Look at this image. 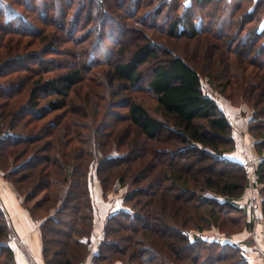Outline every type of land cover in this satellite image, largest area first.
<instances>
[{
    "label": "trees",
    "instance_id": "obj_1",
    "mask_svg": "<svg viewBox=\"0 0 264 264\" xmlns=\"http://www.w3.org/2000/svg\"><path fill=\"white\" fill-rule=\"evenodd\" d=\"M2 1L15 13L9 17L7 9L0 7V170L4 179L14 185L23 198L25 207L27 201L37 197L41 191L47 193L46 204L57 205L53 214L40 220L46 264L61 262L50 249L54 244L53 236L59 233L67 234L70 241L80 248V253L76 251L77 255L73 251L62 253V257L66 258L64 264H85L91 255L93 264H108V261L109 264H171L169 260L172 256L166 250L169 247L163 248L157 241L145 245L146 241L152 243L151 236L156 231L135 209L121 210L108 217L98 252L92 254L96 220L91 189L92 167L97 165V173L104 170L110 172L107 178H102L107 190V183L111 180L125 183L132 172V165L140 161L138 157L135 159L133 150L113 155V137H109L111 133L115 134L117 124L109 134H100L98 147L106 155L99 162L96 158L92 160L95 155L92 133L85 122L81 125V122L69 117L68 125H63L62 120L67 118L72 100H80L78 84L84 80L86 72L98 65L107 68L97 72L103 79L105 98L109 86L116 83L123 91L133 92L145 82L162 114L161 117L154 115L130 93L122 103L127 113L116 116L119 118L116 122H121L120 119L127 122L145 138L147 144H171L173 149L158 150L157 154H187L189 160L182 165L180 162L169 164L159 184L167 181L174 190L178 187L182 195L190 197L198 192V204H206L212 209L209 215L199 214L200 221L209 220L217 207L225 213L239 212L248 217L245 208L239 204L250 183L246 164L226 156L229 150L236 148L231 120L219 103L205 92L202 74L189 57L162 43L176 39L200 40L205 35H212L213 30L207 27L206 21L212 14L198 12L197 8L225 5L229 9V17L227 26H220L218 39L226 43L231 51L240 44L237 50L239 63L246 64V60L258 63L263 83L257 80L250 83V87L261 86L264 90V0ZM116 15L123 20L122 25L134 23L142 28L130 29L127 26L128 29L122 32L125 39L109 37L108 33H113L115 26L120 25ZM250 24H253L250 32L240 38ZM105 35L110 39L108 45L102 44ZM27 38L30 40L25 42ZM40 44L44 46L40 51L22 52L26 47ZM69 44L74 59L65 68L66 71L58 73L65 70L64 65L48 56L55 51L56 56H63V46ZM56 46L60 48L56 49ZM144 66L149 68L147 72ZM94 91L98 93L96 89ZM51 116L50 121H44ZM257 121L255 114L252 125H256ZM84 137L89 138L90 143H84ZM73 142L82 144L70 149ZM83 144L86 145L84 151ZM262 145L260 153L264 150ZM88 146L91 149H87ZM74 150H79L80 154L72 153ZM147 154L150 158L154 155ZM72 155L74 161H70ZM149 160H146L140 176L147 171L145 168L150 164ZM70 164L73 165L72 173L69 171ZM195 166L197 170L193 171ZM257 175L258 182L264 183V160L257 169ZM57 177L70 184L62 199L51 191ZM33 179L34 186H29ZM191 179L198 189L189 186ZM22 184L31 188L24 193L20 188ZM148 188L133 189L127 201L131 202L135 194ZM262 209L264 218V196ZM28 211L37 220L34 210L29 208ZM70 214L74 219H85L86 223L80 220L77 225L67 224L63 219ZM139 222L144 224V230L135 229L134 224ZM58 226H65L66 229L60 230ZM247 226L252 228L251 223ZM192 229H176V256L180 255L179 248H188L195 252L192 264H197L204 248L214 251L213 257L209 254L211 264L220 260L228 264H251L242 247L205 239L192 240ZM196 229L203 231L204 227L200 224ZM120 231H136L138 234L133 240L138 239L136 241L143 246L139 249L124 246L121 239H115L116 235L121 236ZM12 241V224L0 201V264H20ZM219 250L223 256H214Z\"/></svg>",
    "mask_w": 264,
    "mask_h": 264
},
{
    "label": "rangeland",
    "instance_id": "obj_2",
    "mask_svg": "<svg viewBox=\"0 0 264 264\" xmlns=\"http://www.w3.org/2000/svg\"><path fill=\"white\" fill-rule=\"evenodd\" d=\"M0 7H5L7 9L6 12L9 17L15 13L13 10L9 9L2 0H0ZM197 11L212 14V16L206 18V21L208 22L207 27L213 30L212 35H205L201 37L200 40L176 39L164 40L163 43L162 41L160 42L171 47L175 52L189 57L202 74L205 92L213 97L228 114L234 129L233 136L236 140V148L234 150L231 149V151L229 150L226 156L232 160L243 159L242 162L246 164L250 183L244 195L239 199V204L241 207L245 208L248 217L245 218V216L239 212L225 213L221 208L217 207L213 212V215L209 216V220L206 222L200 221L199 214L209 215V211L212 209L209 206L207 207L206 204H203L202 206L198 204V192H196L193 197H190L188 195H182L178 187L174 190L167 181L159 184L160 177H162L166 169L169 168V164L180 162L179 164L182 165V163L189 160L187 159V154L177 155L176 153L175 156L171 154L165 155L163 153L157 154L158 150L166 151L168 148L173 149L172 146H170L171 144L166 145L154 142L147 144L145 138H143L141 134H139L138 131L127 122L122 119H120L121 122H116V120H119L116 116L121 117L127 113V110L122 108V103L127 99V96L130 95V93L133 97L142 101L154 115L161 117L162 114L158 108L155 97L146 89L145 82L142 83L140 89L133 92L129 90L123 91L121 85L116 83L114 86H109L107 97L105 98V86H103L102 83L103 79L98 76L97 72L106 70L107 68L104 65H98L86 72L84 80L78 84L77 94L80 96V100L77 99L76 96V100H72L71 107L67 110V118L62 120L63 125H68V122L70 121L69 117L81 122V125L85 122L88 129L90 128L89 132L92 133V151L95 152V155L92 156V160L96 158V161L99 162L106 155H103L101 149L98 147L101 140L100 134L103 135L105 132L106 134H109L110 130H113L112 127L114 124H117V128L114 131L115 134L111 133V136L109 137V139L113 137L111 142V151L113 155L119 156L125 154L129 150H133L135 152V159L138 157L140 161L137 160L138 162L136 161L132 165V172L125 183H114L113 180H111L107 183V190L104 187L102 178H107L110 172L104 170L101 173H97V165L92 167L91 189L96 207L92 254L98 252L99 243L104 237V227L108 217L121 210L132 211V209H135L137 213L142 214L144 218L147 219L148 225L152 226L154 231H156V233L151 236L152 243L146 241L145 245H152L153 242L157 241L163 248L165 246L169 247L171 251L168 248H166V250H168L172 256L169 260L171 264H192L191 260L195 255V252H191L190 249L183 247L179 248L180 255H175L176 248L174 247V243L177 237L176 229L181 227H189V229L195 228L194 230L192 229L190 233L192 240L205 239L211 242H221L225 245L233 244L240 246L243 248L244 254L248 259L251 258L252 261L261 260L264 264V218L262 209L264 183L258 182L257 175V169L260 163L264 160V150L260 153V149L263 147L262 143L264 144V90L261 86H256L254 88V86L251 85L250 87V83H255L257 80L260 84L263 83L262 71L258 68V63L247 60L246 64L239 63L237 50L238 48L240 49V44H237L235 50L231 51L225 46L226 43L219 41L218 34L220 26H227L229 17V9L227 6L221 4H217V6L211 5L206 9L197 8ZM116 19L117 21H120V25L115 26V32L108 33V35L110 34L109 37H124L125 39L126 37L123 36L124 34L122 33L123 30H127L128 27L130 29L142 28V26L134 23H129V25H127L128 27L126 26L127 23L122 25L123 20L119 18V15H116ZM158 23L160 25V22ZM252 27L253 24H250L247 28L248 31L242 33L240 38H244V36L250 32ZM106 37L107 35L102 37V44L104 43L105 45H108L110 44V39H107ZM29 40L30 39L27 38L25 42ZM69 45L63 46V52H61L63 53V56H56V51L54 54L48 56L58 59L60 64L64 65L62 66L64 69L67 68L70 65V62L74 59L71 57L72 47ZM42 47L44 46L41 44L32 46L31 48L26 47V50L24 49L22 52L40 51ZM55 48L59 49L60 47L56 46ZM253 58H255V55L252 59ZM82 60L84 59L82 58ZM148 69L147 66H144L145 72H147ZM63 71H66V69L59 70L58 73ZM239 75L240 78L241 76H243V78H238ZM93 88L96 89L98 93H95ZM100 91H102V93H100ZM90 93H92V95ZM45 103L46 101L43 102V104ZM255 114L258 121L256 125H252ZM52 117L53 116L44 121H50ZM44 121L43 123H45ZM109 126L111 128L108 129L107 127ZM61 128H63V126ZM105 141L107 142L108 140ZM259 141H261L260 144H258ZM83 142L90 143V139L84 137ZM80 144L82 143L73 142L70 145V149L76 146L79 147ZM82 147L83 150L86 145L83 144ZM65 149L68 150V148ZM87 149H91V146H88ZM72 153L80 154V151L74 150ZM147 153H154V155L150 158ZM146 160H149L150 164L145 168L147 171L144 172V176H140L139 173L147 163ZM70 161H74V155L70 157ZM70 161L68 163H70ZM196 168L197 166L193 167V171L197 170ZM39 169L41 170V168ZM72 169L73 165L69 168L70 173H72ZM56 179L57 181L53 184L51 191L62 199L67 193L70 184H66L61 178L57 177ZM132 183L134 184L133 186ZM29 184V186H34V179L30 180ZM196 185L195 181L191 179L189 186L193 189H198ZM141 187H144V189L147 187L149 188L143 192L135 194L136 196L133 200L128 202L127 196L129 193H131L133 189ZM10 188L12 191L7 190L6 193H0V201L8 213L12 224V245L15 248H24L22 243L23 239L21 238L23 231L22 222L23 219H33L28 211L29 208L34 210V214L37 218V220H33L40 225V220L53 214L57 205L46 204L47 193L41 191L38 193L37 197L31 198L27 201L26 208L24 204H22L23 198L20 197L14 185L11 184ZM20 188L21 191L25 193V191L31 187L25 188L24 184H22L20 185ZM151 188L153 189L149 190ZM11 194L15 198L16 201H14L17 205L12 202L14 207L10 208V204L8 206L6 200H4V195L9 198L11 197ZM199 194L201 193L199 192ZM37 203L40 204L38 205ZM13 208H15L16 212ZM69 217H71V219H69ZM69 217L63 219L67 224L72 223L73 225H77L80 220L82 223H86L85 219H74L71 214ZM249 223L252 224V228L247 226ZM200 224L204 227L203 231H198L196 229L197 225ZM134 226L135 229L138 230H144L145 228L144 224L141 222L134 224ZM58 229L63 230L66 229V227L58 226ZM137 234L136 231H120L121 236L117 237L116 235L115 239H121L123 241L122 244L124 246L128 245L129 249L133 246L139 249L143 246L142 243L136 241L138 239L133 240ZM53 238L54 244L50 246V249L53 255L56 253L55 258L61 261L60 264H64V260L66 259L62 257V253H67L68 251H73L75 254L76 251H79L78 253H80V248L76 247V245L70 241L67 234L59 233L53 236ZM213 252L214 251L212 250H206L203 248V252L201 253L197 264H211L209 254L213 257ZM129 253H131V250ZM221 254L222 253L219 250L214 256H223ZM106 256L109 257V253H107ZM128 257L129 256L126 257V260H128ZM106 263L109 264L110 262L108 261ZM85 264H93L92 255ZM216 264H228V262L220 260ZM231 264L236 263L233 262Z\"/></svg>",
    "mask_w": 264,
    "mask_h": 264
},
{
    "label": "crops",
    "instance_id": "obj_3",
    "mask_svg": "<svg viewBox=\"0 0 264 264\" xmlns=\"http://www.w3.org/2000/svg\"><path fill=\"white\" fill-rule=\"evenodd\" d=\"M239 161H243V159H240ZM5 185L8 187L4 188ZM10 186L11 183L7 182L4 179L3 173L0 170V193H6L7 190L12 191ZM5 198L8 199L7 196H5ZM5 198L4 200H6ZM14 200L15 198L11 194V197H9V199L7 200L8 206L11 202L15 203L16 200ZM10 206L13 207L14 205L12 206L11 204ZM22 225L23 231L21 234V238L23 239L22 243L24 245V248H16L17 257L20 264H46L43 257V243L40 232V225H38V222H35L33 219H23ZM249 259L251 260V258ZM250 262L251 264H263L261 260H251Z\"/></svg>",
    "mask_w": 264,
    "mask_h": 264
},
{
    "label": "bare ground",
    "instance_id": "obj_4",
    "mask_svg": "<svg viewBox=\"0 0 264 264\" xmlns=\"http://www.w3.org/2000/svg\"><path fill=\"white\" fill-rule=\"evenodd\" d=\"M3 187V186H2ZM5 187H8V186H4V188ZM4 190V189H3ZM6 190V189H5ZM3 194V193H2ZM7 195V194H6ZM8 196V195H7ZM11 196V195H10ZM4 197H5V195H4ZM8 198V197H7ZM6 199V198H5ZM9 199V198H8ZM8 199H6V202H7V200ZM8 204V203H7ZM10 205L12 204V202L11 203H9ZM15 204H16V202H15ZM19 204V203H18ZM17 205V204H16ZM12 206H13V204H12ZM9 207H11V206H9ZM14 207V206H13ZM22 208V207H21ZM14 209V211L16 212V210H15V208H13ZM23 209V208H22ZM18 210H19V207H18ZM21 210V209H20ZM19 212V211H18ZM20 212H22V211H20ZM24 212V211H23ZM25 212H26V210H25ZM18 214V213H17ZM26 215V214H25ZM24 218H26V217H24ZM28 218V217H27ZM30 218H28V220H29ZM20 220V219H19ZM19 226V225H18ZM19 251V250H18Z\"/></svg>",
    "mask_w": 264,
    "mask_h": 264
}]
</instances>
